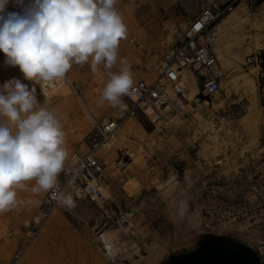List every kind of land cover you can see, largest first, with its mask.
Returning a JSON list of instances; mask_svg holds the SVG:
<instances>
[{"label":"rangeland","instance_id":"obj_1","mask_svg":"<svg viewBox=\"0 0 264 264\" xmlns=\"http://www.w3.org/2000/svg\"><path fill=\"white\" fill-rule=\"evenodd\" d=\"M182 1L188 9L198 12L195 0ZM27 2L25 0V5ZM244 6L253 23L247 27L248 43L238 48L232 35L238 28L228 33L234 51L242 55V63L238 57L233 58L226 80L221 79L220 92L202 97L197 106L186 111L159 113V119L150 115L144 117L142 111L126 117L124 107L112 108L106 102L98 103L106 83L102 67L95 75L90 64L72 67L67 75L97 118L125 120L117 133L119 141L114 145L117 148L113 162L115 174L107 172L102 177V184L108 191L105 206L67 192L73 195L75 207L69 209L59 205L19 264H116L107 255L99 236L104 231L115 234L118 229L123 230L126 226H116L112 219L129 208L136 210L134 221L143 217L144 224L163 239H174L175 225L160 196L161 189L171 179L180 182V194L187 200L192 218L199 221L201 231L191 245L169 252L159 264H166L170 258L195 249L215 236L233 243H246L237 236L246 232L264 240V80L259 78L260 69H255L254 73L255 90L248 88L245 82L246 75L256 66L247 64V57L260 52L264 58V6ZM22 7L10 0L7 11L21 12ZM116 7L128 28L127 39L120 43L119 56L131 64L136 82L151 70L152 60L135 46L133 37L143 39L142 32L149 30L147 27L160 15L161 8L148 0H118ZM231 18L233 14L219 23ZM254 36L262 47L256 44ZM213 38V46L217 48ZM12 79H20L29 89L35 87L38 102L61 115L70 159L73 151L84 146L93 126L79 96L67 87L49 98L43 97L35 82L23 78L18 66L5 64V55L0 52V85ZM187 79L189 84L195 82L191 73ZM128 99L129 96L123 98L124 106ZM206 101L210 104H203ZM245 107L254 109L255 115L245 113ZM149 150L155 151L153 174L148 172L149 165L143 157L140 168L133 164L140 154ZM63 176L64 171L59 180ZM135 182L139 186L130 192ZM33 184L34 181L28 182L18 188L17 197L21 203L0 213V259L12 258L40 216L47 193H33ZM142 252L145 253V249Z\"/></svg>","mask_w":264,"mask_h":264},{"label":"clouds","instance_id":"obj_2","mask_svg":"<svg viewBox=\"0 0 264 264\" xmlns=\"http://www.w3.org/2000/svg\"><path fill=\"white\" fill-rule=\"evenodd\" d=\"M21 12H8L0 0V52L5 64L18 66L23 78L40 85L43 95L66 80L74 65L101 67L106 83L98 100L123 108L135 90L134 73L119 56L128 28L118 0H15ZM63 118L38 102L35 87L20 79L0 85V213L21 203L17 189L33 182V193L55 192L57 202L75 207L60 189L59 176L69 159Z\"/></svg>","mask_w":264,"mask_h":264},{"label":"built area","instance_id":"obj_3","mask_svg":"<svg viewBox=\"0 0 264 264\" xmlns=\"http://www.w3.org/2000/svg\"><path fill=\"white\" fill-rule=\"evenodd\" d=\"M195 1L199 7L191 24L180 37L172 39L161 50L148 47L145 42L133 37L135 46L145 51L152 60V67L146 76L135 82V90L124 106L126 117L135 116L139 111L147 114L146 108L149 107L158 113L176 114L178 111H186L189 107H193L202 97H212L219 93L221 80L214 73V68L219 64L220 59L211 40L216 25L240 5L264 6V0ZM246 62L256 65L260 69L259 78L264 80V58L261 53L249 55ZM189 73L198 87V92L193 97L190 96L191 88L187 79ZM36 85L40 94L49 98L54 95L61 83H58L55 89L47 88V95H43L40 85ZM69 87L79 98L81 97L73 84ZM124 121L121 118L92 119L93 126L84 146L73 151L70 156L64 176L59 180V190L64 193L71 192L78 198H90L105 206L106 196L101 189V181L106 165L99 157L98 151L115 140V135ZM154 155L153 150L143 155L149 165L148 172L151 174L155 169ZM59 205L56 193L51 191L47 193L40 208V216L23 244L11 259H0V264H19L29 246L58 210ZM135 218L136 210L129 208L116 214L112 222L116 226L131 227Z\"/></svg>","mask_w":264,"mask_h":264},{"label":"bare ground","instance_id":"obj_4","mask_svg":"<svg viewBox=\"0 0 264 264\" xmlns=\"http://www.w3.org/2000/svg\"><path fill=\"white\" fill-rule=\"evenodd\" d=\"M244 7H246L244 6V4L240 5L233 13H231L233 14V18L225 19L223 22L218 23L214 29L213 40L215 41V44L217 46V48L215 46L214 48L217 51L220 59L219 64L214 68V73L220 78V80H226L225 75L227 69L230 68L231 64L233 63V58L235 59L238 57L239 61H241L240 63H242V55L240 52L238 53L237 51H234V46L231 44L232 42L228 38V33L230 31H233L235 28H238L237 32L233 31L234 34H232L233 38H235L234 42L236 44V47L241 48V46H244L248 43L247 40L250 37L249 32H247V27L249 24L253 25V23H251L248 10ZM258 29L259 28H256L257 31H259ZM255 40L258 46L262 45L259 43L260 40H258L257 37H255ZM257 68V66H254V68L252 67V71L248 75H246L245 78L247 87L253 88L254 90L257 88L254 79L255 69ZM71 84L74 85L73 80L69 75H67L66 80L61 83L55 93H57L58 91L66 90L67 87H69V85ZM189 86L191 88L190 96L193 97V95L197 94L198 87L195 82L193 84H189ZM80 100L82 106L87 111L90 118H97V116L94 114L95 111L93 112L92 108L84 100V98L80 97ZM203 104L209 105L210 103L209 101H206ZM245 108V113H248L249 116L255 115L254 109L250 107ZM146 110L147 114H145V112H142V115H144V117H148L147 115H150L153 119L161 118L160 114L154 111L152 108L149 107L146 108ZM179 112L181 111H178V113ZM167 114L168 113H166V115ZM120 129L121 128L118 129L117 133H119ZM116 141H119L117 134L115 135L114 141L107 145V147L98 151L99 157L103 159V162L106 165L104 174H106L107 172H111L112 176H114L115 174L113 162L115 160V153L117 151V148L114 146ZM130 152L132 153V151ZM132 155L133 157H135V154ZM142 157L143 154H140V156L133 162V164L136 163L138 165V168L141 167ZM138 186L139 184L135 182V185L130 190V192H133V190ZM101 189L105 193V195H108L107 188L104 186V184L101 185ZM180 191V182L178 180L171 179L161 189L160 194L162 199L161 203L165 205L175 225V236L173 235L174 239H163L161 236H159L158 233L156 234L154 231H152V228H149L148 225H145V219L143 220V217H141L140 220L134 221L131 227L126 226L125 228H123V230L118 229L115 234H113L112 232L104 231L99 236L103 244V248L106 250L109 258H111L112 261H114L116 264H159L169 252L179 249L183 246L191 245V243L197 239L198 234L201 231V227L199 221L192 218V216L188 212V202L181 196ZM132 235L134 236V238L132 237ZM129 236L132 238H129ZM237 236H239L240 239L246 241V244L248 243V245L259 249L261 252H264V240L258 235L254 233L242 232L237 234ZM143 249H145V253L142 252ZM127 260L129 262H127Z\"/></svg>","mask_w":264,"mask_h":264},{"label":"water","instance_id":"obj_5","mask_svg":"<svg viewBox=\"0 0 264 264\" xmlns=\"http://www.w3.org/2000/svg\"><path fill=\"white\" fill-rule=\"evenodd\" d=\"M166 264H264V252L244 242H230L222 236L205 240L200 246Z\"/></svg>","mask_w":264,"mask_h":264},{"label":"crops","instance_id":"obj_6","mask_svg":"<svg viewBox=\"0 0 264 264\" xmlns=\"http://www.w3.org/2000/svg\"><path fill=\"white\" fill-rule=\"evenodd\" d=\"M160 7V15L142 32V40L148 47L161 50L171 39L180 37L191 24L194 15L192 9L178 0H148ZM137 37V36H136Z\"/></svg>","mask_w":264,"mask_h":264}]
</instances>
